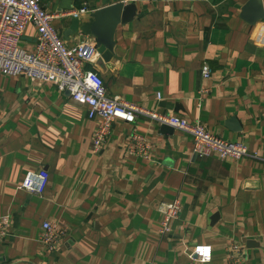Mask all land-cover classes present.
Returning <instances> with one entry per match:
<instances>
[{
  "label": "crops",
  "instance_id": "crops-1",
  "mask_svg": "<svg viewBox=\"0 0 264 264\" xmlns=\"http://www.w3.org/2000/svg\"><path fill=\"white\" fill-rule=\"evenodd\" d=\"M119 1L43 4L64 38L73 19ZM249 1L138 2L137 16L117 28L112 58L92 51L85 66L110 95L200 121L257 158L196 157L188 134L145 116L116 120L95 154L101 118H89L86 105L56 82L0 76V217L11 218L0 264H264V20L245 19ZM84 3L89 12L71 15ZM37 35L29 24L20 46L33 50ZM64 40L95 44L82 34ZM135 133L151 141L149 158L128 151ZM42 170L50 174L42 195L21 188ZM176 199L181 213L163 235L159 206ZM48 220L69 226L54 251L40 243ZM200 244L212 246L211 261L191 257Z\"/></svg>",
  "mask_w": 264,
  "mask_h": 264
},
{
  "label": "built area",
  "instance_id": "built-area-1",
  "mask_svg": "<svg viewBox=\"0 0 264 264\" xmlns=\"http://www.w3.org/2000/svg\"><path fill=\"white\" fill-rule=\"evenodd\" d=\"M141 1L144 0L119 2L130 4ZM89 11L88 4L84 3L81 8L72 11L71 15L78 17ZM53 20L54 15L46 9L43 0H0V76L24 75L43 82H56L62 92L70 93L73 100L86 105L89 118H101L94 133L93 153L98 154L102 150L116 120L134 123L138 116H145L154 123L168 125L188 134L193 140L195 154L201 158L214 154L223 160L258 157L243 143L226 141L213 135L200 121L192 122L179 115L149 110L110 95L103 77L85 66L90 58L89 53L93 51L88 48L90 44L69 48ZM29 24L34 25L38 34L31 51L20 46ZM258 39L264 43V23ZM202 73L204 78H210L211 68L206 65ZM151 150V141L147 136L136 133L132 135L128 145L130 153L149 158ZM49 179L50 174L46 170L29 172L21 188L42 195ZM159 210L163 214L161 233L167 235L171 232V222L181 213L182 202L176 199L162 203ZM10 223L9 216L0 217V239L7 236ZM42 228L40 243L47 251H54L69 231L68 223L64 220L45 221ZM212 256L210 244L197 245L191 254L200 262H209Z\"/></svg>",
  "mask_w": 264,
  "mask_h": 264
},
{
  "label": "water",
  "instance_id": "water-1",
  "mask_svg": "<svg viewBox=\"0 0 264 264\" xmlns=\"http://www.w3.org/2000/svg\"><path fill=\"white\" fill-rule=\"evenodd\" d=\"M244 15L245 19L252 24L264 20L263 1L250 0L244 10ZM136 16V3L125 4L123 2H117L90 13L86 21H83L81 18L73 19L70 27L64 32V38L68 39L74 34L94 37L95 44L88 45V48L97 51L106 61H109L114 53L115 35L118 26L125 25ZM162 126L165 130L171 131L174 129L168 125Z\"/></svg>",
  "mask_w": 264,
  "mask_h": 264
}]
</instances>
